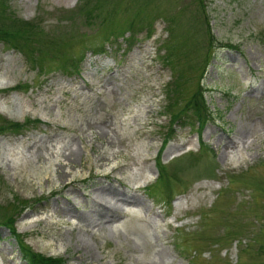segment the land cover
<instances>
[{"label": "rangeland", "instance_id": "1", "mask_svg": "<svg viewBox=\"0 0 264 264\" xmlns=\"http://www.w3.org/2000/svg\"><path fill=\"white\" fill-rule=\"evenodd\" d=\"M7 2L38 42L0 39V118L27 123L0 134V264H26L22 244L63 264H264V0H108L99 29L79 0ZM131 22L76 71L46 68ZM198 83L211 121L171 122ZM161 167L174 185L152 192Z\"/></svg>", "mask_w": 264, "mask_h": 264}, {"label": "trees", "instance_id": "2", "mask_svg": "<svg viewBox=\"0 0 264 264\" xmlns=\"http://www.w3.org/2000/svg\"><path fill=\"white\" fill-rule=\"evenodd\" d=\"M79 2L80 5L78 7V13L79 15L82 16L84 23L91 25L94 22H96L94 24V27L99 29L104 25L106 21L110 20V16H112L111 14L109 15L107 20H103L100 18V10L103 9L104 5L108 2V0H95L94 2H92V4H89L87 0H79ZM66 20L70 24L74 23L73 16L67 18ZM0 23L4 24L5 29L8 31L6 32L4 30H1L0 27V39L5 43L11 44L9 45V47L19 48L17 50L23 52L22 48H27L28 43L38 42L37 40L38 38L33 26L16 21V17H14L13 14L9 11L7 0H0ZM170 23H172V21ZM9 24H11V29L9 27ZM205 24H206V28L208 29L207 19H205ZM120 27L121 28H113L111 30L102 33L101 34L102 41H100L97 32L95 34L94 41L90 42L91 44H86L83 46L85 42L81 38L79 44L83 47L82 52H79L76 55L73 52L69 56L63 55L60 64L57 63L50 64L47 65L46 68L50 69L52 68V65H58V71L60 70L65 73V71L69 67H74L76 71L78 65L83 61V58L85 56V51L90 49L89 51L92 52L93 54H102L105 52V48H106L105 44L112 43L116 39L125 38L126 35L128 36L125 39H130V37L134 34L135 25L133 22L129 23L126 27L125 25ZM228 47H230L231 49H235L234 46H228ZM25 54L33 63H37V58H38L37 54L33 56L27 53ZM52 54L53 53H51V55ZM39 56L43 57V54L39 53ZM210 59H212L211 55H209L208 59L206 60V63L209 62ZM42 68L45 67L42 66ZM41 70L43 71V69ZM202 76L203 74L200 77ZM201 83L197 84V89L194 91L195 93L190 98H188L181 106L177 105L179 104L177 101L169 100L168 107L171 110V122L189 121L191 125L194 124L195 127H197V129L201 130L207 124L208 121H211L210 120L211 113L205 102L206 91L203 89ZM26 125L27 123L13 124L8 122L4 118L3 119L0 118V134H5V133L17 134L19 133V131L23 130L26 127ZM167 142L168 140H165L163 146H165ZM261 164H264V161H262ZM165 172L166 171H164V168L161 167V172H159L160 174L157 179V184L154 186V188H152L151 190L152 192L158 190L166 191L172 189V185L174 184H171L172 183L171 178L167 176ZM167 197L171 201V197H172L171 191L167 193ZM27 203L28 202L26 201H20V205L22 206L21 212H23L26 209L25 206L27 205ZM18 216L19 213L17 211L16 214L10 215L7 218V221L4 223V225H6L11 230L12 233H15L14 223ZM20 250H21L20 253L22 256V260L25 261L26 264H63V262L60 259L47 258L33 253L27 246L23 244L20 245Z\"/></svg>", "mask_w": 264, "mask_h": 264}, {"label": "bare ground", "instance_id": "3", "mask_svg": "<svg viewBox=\"0 0 264 264\" xmlns=\"http://www.w3.org/2000/svg\"><path fill=\"white\" fill-rule=\"evenodd\" d=\"M234 141H230V143H233ZM117 196V195H116ZM117 202L122 203V204H129V210L131 211V209L135 206H138V199L136 197H126V196H118L113 197ZM96 206H98V208H100V210L104 211L105 216L112 218L114 216V213L111 211L110 207H105L102 206L101 204H96ZM66 213V212H65Z\"/></svg>", "mask_w": 264, "mask_h": 264}]
</instances>
